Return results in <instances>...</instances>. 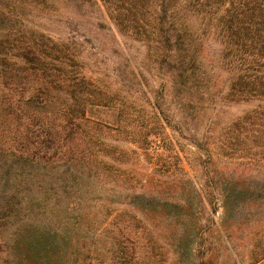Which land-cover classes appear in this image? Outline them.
<instances>
[{"label":"trees","instance_id":"trees-1","mask_svg":"<svg viewBox=\"0 0 264 264\" xmlns=\"http://www.w3.org/2000/svg\"><path fill=\"white\" fill-rule=\"evenodd\" d=\"M99 1L121 33L145 45L153 76L130 69L109 80L87 67L75 40L42 29L39 16L52 0H0V153L22 163L2 161L8 171L0 174V254L6 252L0 264H91L75 250L81 230L71 233L64 220L75 211L82 221L111 225L116 217L101 219L95 211L103 201L129 200L141 216L175 228H183L182 220L196 223L195 209L218 201L194 194L157 200L147 173L138 176L140 163L123 167L132 156H152L169 120L204 126L212 150L202 168L218 157L233 161L254 180L247 200L264 206V0ZM242 103L253 106L223 120L225 106ZM174 156L173 165L156 160L151 169L181 170ZM12 168L19 174H9ZM26 170L34 172L32 180L26 181ZM22 184L36 191L34 201ZM10 227L17 237L2 235ZM133 243L130 236H114L115 253L105 264L141 263ZM254 256L263 259L264 246Z\"/></svg>","mask_w":264,"mask_h":264},{"label":"rangeland","instance_id":"rangeland-1","mask_svg":"<svg viewBox=\"0 0 264 264\" xmlns=\"http://www.w3.org/2000/svg\"><path fill=\"white\" fill-rule=\"evenodd\" d=\"M38 21L42 29L52 36L75 40L81 46L87 67L100 75H106L109 80L124 76L130 69L133 73L140 70L147 75L155 74L152 66L147 67L145 45L121 33L99 0H95L94 4L83 5L75 0H52V7L42 17L40 15ZM211 44L217 47L215 43ZM55 98L58 101L66 100V94L55 93ZM252 106L253 103L225 106L223 120ZM164 131L159 141L160 146L152 151V156L143 154L139 160L129 157L132 160H128L123 167L128 168L133 162L136 165L140 163L136 167L138 176L147 178V173L150 190L153 191V198L157 200L162 197L163 201V197L169 195L170 199L171 196L179 194L185 197L195 195L194 198L201 197L204 201L211 198L218 202L211 205L206 202L200 204L195 209L196 223L190 224L182 220L183 228L166 225V221L161 218L153 219L147 214L141 216L136 209L126 204L129 200L123 204L103 201L97 205L95 211L101 219L116 217L111 225L99 223L98 219L82 221L77 212L69 211L64 221H69V226L73 228L71 233L80 229L82 235L78 238L76 252L89 256L85 263L105 264L110 255L115 253L113 237L123 234L133 238L132 246L134 253L139 255V264H264V258L255 261L254 256L264 246V206L247 200L250 194L247 185L254 180L246 176L247 172L242 171V167H236L233 161L223 157L214 159V164L211 168L208 165V170L202 168V163L209 164L206 158L212 150L210 139L205 137L207 129L204 126L194 123L183 125L177 120H169L168 124H164ZM5 140L2 141L6 145ZM113 143L131 147L122 141ZM176 154L183 169L170 175L163 173V169H157V166L156 169H151L154 166L153 161L156 160L159 161L158 165L163 160L165 165H173L177 160L174 156ZM2 161L13 166L22 164L14 156L0 153V174L1 169L8 171ZM195 165L196 170H192ZM19 171L18 168H12L9 174H19ZM186 171L187 174L184 173ZM24 173L28 174L26 181L33 179L34 172L26 170ZM263 174L264 171L259 177L262 178ZM170 182L183 188L169 189L167 186ZM20 187L34 201L36 191L24 184ZM26 192L23 194L26 195ZM243 195H246L245 198ZM20 196L10 197V201L16 203ZM8 197L7 195L6 198ZM159 205L152 203L151 207H157L152 209L158 210L161 208ZM47 207L53 209L51 204ZM167 209L164 212L169 211ZM96 212H91L89 218H94ZM130 214H135L136 217ZM173 229L176 234L172 233ZM2 235L12 239L17 237V232H13L10 227L8 231H2ZM81 242L84 244L82 247ZM4 256L6 252L0 254V260Z\"/></svg>","mask_w":264,"mask_h":264}]
</instances>
